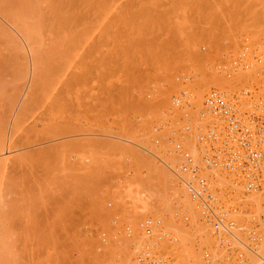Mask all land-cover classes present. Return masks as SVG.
<instances>
[{"label": "rangeland", "instance_id": "obj_1", "mask_svg": "<svg viewBox=\"0 0 264 264\" xmlns=\"http://www.w3.org/2000/svg\"><path fill=\"white\" fill-rule=\"evenodd\" d=\"M103 1L105 5L100 4L101 0H0V140L5 142L2 141V145H6V149L10 144L13 146L10 152L3 147L0 154V161L10 160L7 165L0 162V264H121L116 248L127 240L133 255L130 261L136 264L134 257L138 243L133 245L132 237L139 232L138 227L143 226L142 237L156 233L153 227L150 235L147 234L143 225L145 219H156L160 223L176 214L177 223L187 226L189 234H195L196 227L209 225L202 219V213L200 219L194 217L196 208L201 210L198 202H194L195 198L191 196L195 210L185 201L183 203L182 198L173 200L177 198L168 193H173L171 187L174 186L164 180L161 182V179L166 186L159 185V181L158 186L160 190L166 188V197L171 199L151 202L149 210L142 216L137 214L132 219L134 222H129L128 214L124 218L126 207L123 205L129 203L120 206L118 202L123 197L124 186L132 185L136 191L133 184L138 178L144 183V190L152 183L153 189L158 188L159 176L154 175L157 168L166 175L173 174H170L172 178L159 174L165 180L178 179L177 173L184 172L179 170L181 164L172 168L174 163L162 160L169 157L168 150L173 149L169 153L174 156L180 155L177 160L184 161L183 164L191 163L184 157L182 159L181 149L174 150L179 148L177 144L174 147L177 138L164 137L167 132L183 131L179 127L182 123L178 114L183 117L184 111L193 103L191 99H195L196 88L191 84L234 72L232 67L238 66L233 60L245 50L250 59L257 53L262 55L261 62L252 64L254 67L264 66V41L256 42L248 34L264 32V0ZM253 18L258 25L245 27ZM73 31L81 35L69 43L64 38L69 33L73 35ZM227 34H236L235 41H229ZM33 67L39 74H34ZM242 69L238 67L237 70ZM262 71L255 75L258 85L255 81L250 83L253 87L249 82L237 86L239 92L242 88L250 91L247 94L243 91L245 95H240L242 101L264 93V68ZM166 79L173 81L174 85L169 87ZM164 88L169 97L162 102L164 106L157 107L156 100ZM205 92L207 94V89ZM145 102L148 105L145 107L149 108L143 107ZM201 104L198 114L206 106L203 100ZM26 105H29L27 110L24 109L26 116L19 124V113ZM55 105L59 107L56 110L53 109ZM51 108L52 113L48 112ZM167 108L172 111H165ZM54 115L58 117L57 121L75 128L74 133L70 130L68 136L53 137L52 129L57 122ZM41 124L50 125V128L47 126L48 135L42 132L46 128L43 130ZM147 126L150 128H145ZM177 126L178 130H173ZM126 137L133 138V142ZM198 141L201 146L199 137ZM155 150L168 155L161 157L159 153L161 159L157 158ZM136 153L143 155L142 162L146 158L151 160L147 164H153L142 163ZM147 179L152 182L147 183ZM185 191L189 192L187 188ZM231 191H225L227 200H222V207H229L228 215L233 214L230 212L232 206L236 211L241 208L247 217H251L252 212L239 206L234 198L235 191ZM251 221L254 228L259 227L257 220ZM171 235L157 238H161L159 242L174 245L176 251L181 250L175 236ZM126 236L127 239L121 238ZM242 237L247 238L244 241L249 239L247 235ZM151 238L153 240V236L147 239ZM141 240L145 242L138 247L153 249V242L149 244L148 240ZM236 241L234 243L242 242ZM257 241L258 238L255 243L248 242L257 245ZM195 242L200 243L198 239ZM248 242H245L247 247ZM252 244H249L250 248ZM112 245L113 248L109 249ZM114 248L116 252L111 254ZM171 250L165 251L171 254ZM244 251L242 248L247 263L248 254ZM155 254L160 256L161 253ZM226 255L222 254L226 264L236 263ZM161 257L165 259L167 255ZM173 257L167 262L175 264L177 254ZM201 258L205 261L204 257Z\"/></svg>", "mask_w": 264, "mask_h": 264}, {"label": "bare ground", "instance_id": "obj_2", "mask_svg": "<svg viewBox=\"0 0 264 264\" xmlns=\"http://www.w3.org/2000/svg\"><path fill=\"white\" fill-rule=\"evenodd\" d=\"M100 4H102V5H105V3H104V1L103 0H101V3ZM153 8V7H152ZM55 9V8H54ZM56 11V10H55ZM264 12V11H263ZM77 14V13H76ZM254 15V14H253ZM255 16V15H254ZM146 17V16H145ZM80 19V18H79ZM72 22V21H71ZM243 22V21H242ZM241 22V24H243ZM252 23H249V24H247L246 22H244V23H246V26L245 27H256L257 25H258V23H255L254 22V18L252 19V21H251ZM59 24H60V22H59ZM213 24V23H212ZM141 25V24H140ZM238 25V24H237ZM243 25H245V24H243ZM154 27V26H153ZM60 28V27H59ZM71 28V27H70ZM74 28V27H73ZM62 29V28H61ZM75 29V28H74ZM73 29V30H74ZM68 30V29H67ZM58 31V30H57ZM56 31V32H57ZM78 31V30H77ZM140 31V30H139ZM66 32V31H65ZM72 32V31H71ZM80 32H81V30H80ZM83 33H84V31H83ZM68 34V33H67ZM73 35H71L70 33L68 34V36H66L65 37V35H64V39L66 40V41H69V43L70 42H73V41H75L76 39H77V37L78 36H80L81 35V33L79 34V33H77V32H74L73 31V33H72ZM248 34H251V36H253L254 37V39L255 40H257L256 42H258V41H264V32H250V33H248ZM83 35V34H82ZM134 35V34H133ZM216 35V34H215ZM230 35V36H229ZM227 34V36L229 37L228 38V40L229 41H235V39H236V34ZM28 36V35H27ZM84 36V35H83ZM87 37V39H88V36H86ZM227 38V37H226ZM25 39H26V37H25ZM64 39H62V40H64ZM81 39V38H80ZM83 39V38H82ZM64 40V41H65ZM28 41H30V40H28ZM60 42V41H59ZM75 43V42H74ZM84 43V42H83ZM72 47H75V46H72ZM248 50V49H247ZM30 51H31V48H30ZM73 52V51H72ZM192 52H194V51H192ZM248 52H250V54H252V52L249 50ZM189 53V52H188ZM212 53H214V52H212ZM262 53V52H261ZM33 54V53H32ZM198 54V53H197ZM215 54V53H214ZM249 54V56L251 57V55ZM255 54V53H254ZM263 54V53H262ZM202 55V54H201ZM200 55V56H201ZM256 55V57H253L252 59H250V58H248L247 57V52H246V50L244 51V54L242 55V59H244V61H242L243 62V65H241V64H239V63H237V62H235L236 63V66H238V67H240V69H242V67H243V69H245V68H247V70L245 69V70H237L238 69V67L236 68V67H232V70H234V72H232V71H229V72H227L226 70L227 69H225L224 68V71L225 72H227V74H225V73H223L224 75L223 76H216V75H214V76H211V77H207V78H203V80H202V82H201V79H200V83H198V81H197V83L198 84H195V82L193 83V84H191V87L193 88V86H194V88H196V89H194V92L196 91V93H195V99L193 100V99H191V103H192V101H193V103L192 104H189V108L186 110V111H184V115H183V117L182 116H180V114H178V118H179V120H180V123H182V126H180L179 125V127L181 128V129H183V131H171L170 133H164L165 135H164V137L166 138V137H169V135H171V137H174V138H177V139H179L180 137H182V138H180L177 142H176V140H175V145H174V147H176V144L178 145V147L179 148H174V150H177V149H181L183 152H186V153H188V155H189V157H190V160L191 161H188V160H185V161H188V162H191L190 164H187V162L185 163V164H183V162L184 161H178L179 160V158H177V157H179V156H174L173 154H170L169 152L171 151V150H173V149H171V150H168L169 152H168V154H163V153H160V151H153L154 152V155H156V157L157 156H159V153L160 154H162V155H160L161 157H166V155H168L169 157H166L165 159L164 158H162V160L164 161V162H166L165 160H167V162H169V161H171L172 163H174V165H172V168H174L173 166H176L177 164H181V166L179 167V170H184V172H180V173H177V174H179V177H176V178H178V179H172V180H165L164 178L165 177H170V178H172L171 177V175H173L172 173H169V175L167 176L166 174H164V173H162L160 170H158L159 168H157V171L154 173V175H156V176H159L157 179V181H156V184H157V187L158 188H156V189H158V190H156V189H153V184L154 183H152V184H150L147 188H146V190H144V186H143V184H142V182H140L139 181V178H138V181H136L135 183L136 184H133V187L136 189V191L135 190H133L132 189V185H126V187L124 186L123 187V189H122V195H123V197L122 198H120L119 199V204H120V206H122V204L124 203V204H128L129 203V205L128 206H126V205H123L124 206V208H125V210H124V218L125 217H127L126 215L128 214V217H130V221L129 222H134L135 220H132L135 216H137V214L138 215H144L145 214V212L146 211H148L149 210V208H150V206H151V202H157V200L156 199H158V200H163V201H166V200H168L167 198H170L171 199V197L170 196H173V197H176L177 199H175V198H172L173 200H178L179 198H182V200L181 201H183V203H184V201H185V203L188 205V207H192V209H194L195 210V205L193 204V201H192V198H191V196L192 195H190L191 193L190 192H187V191H185L186 190V183L187 182H191V183H193L192 185H195L196 186V184L198 183V181L197 180H195V179H193V177L191 176V169L194 167V166H196L197 167V173H198V175H199V177L201 178V179H203V180H208V182L206 181V185L207 186H209V188L211 189V191H212V193H213V196H214V198H216V200L217 201H219L221 204H222V200H223V198H224V200H227L226 198H225V196H224V194H226V192L225 191H227V190H232V191H235L234 192V198L237 200V203L239 204V206H242V208L243 209H245V210H249L250 212H252L253 213V215H252V213H251V217H247L245 214H244V210L243 211H241V208H239V211L237 210H234V208H232V206H231V208H230V212L232 211V215H228V209H229V207H223L224 208V212L226 213V215H227V218H226V222H225V220H224V225L223 226H218V228L217 229H214L213 230V228L212 229H209L210 227V225H205V227H202V226H200V227H196V233L195 234H189V228L186 226L185 227V225H182L181 223H177V222H179L178 221V219L176 218V216H178V215H176V214H173L174 216L172 217V216H169V218H170V220H163L162 222H160V223H158V224H156V226L154 225V228H152V229H154L155 231H156V235H160L161 233L162 234H165L164 236L165 237H167V236H169V235H171V234H173L174 236H175V240H176V242L177 243H179L180 245H179V249H181V250H177L176 251V249L174 248V245L173 246H170V245H168V244H166L165 242H159V239H161V238H157L156 236H154L155 234H153L152 236H153V240H152V238L150 239V240H148L147 238H150V237H152V236H150V237H146V236H144V237H142L141 236V233H142V231L141 230H143V226L142 227H138V229H139V232L137 233V234H135L133 237H132V239H134L131 243L133 244V245H137V243H138V246H142V243H144L145 241H142L141 239H143V240H148L149 241V244L150 243H152L153 244V249H151V248H149L151 251H153L154 253L156 252L157 254H159V253H161L160 254V256H158V257H160L161 259H163L162 257H161V255H167V257H165L166 259H168L169 260V258H171V257H173V255H176L177 254V257H178V260L175 262V264H226L225 262H227V261H224V259H223V257H222V254L224 253L225 255H226V250L224 249L223 251H222V249H223V247L220 245V240L221 239H224V238H228L229 239V237L228 236H225V234L223 233L222 234V232H224L223 231V229H225V228H223L224 226H226L227 228H229V229H233L232 230V232H233V241H231V242H237L236 240H239V241H242L244 244H246L250 239H248L247 241H244L245 239H247V238H245V237H242L243 235H247V230H253L254 231V233H255V229H257V228H259V229H257L256 230V232H257V238L259 239V241H257L258 243H257V245L256 244H252V243H249L250 245L252 244V246H251V248H250V250H251V252H250V250H248L247 249V246H241L242 248H243V250H245L244 252L245 253H247L248 255H247V258L248 259H246L247 261V263H248V260H249V263L248 264H264V183L261 185V187L260 188H257V189H247L246 188V183L244 182V179H243V177L240 175V173L238 172V170L237 169H228V168H224L222 165H221V163H216V164H211V163H209V162H206V160H207V157L211 154V152H210V147H209V142H212V141H207V140H202L201 141V146H199L200 144L198 143L199 141H198V137L200 136H198V134H200V133H208V128L210 129V130H212V129H214L217 133H221L223 130H224V125L221 123V121H220V118L215 114V113H213L207 106H205V108L203 107V108H201V109H203L199 114H198V112H197V110H198V107L200 106L201 107V102H202V100L204 101V99H205V97L202 99V97H203V95H204V93L206 94V92H205V89H207V92L210 90H208V88L210 87V86H212V87H218V88H221V89H225V90H227V91H230V92H232L231 94H233L235 91H238V87L237 86H239L240 84H244V83H247V82H249V84L251 83V84H253L256 80H255V75H257V73H259V71L260 72H262L263 73V68H264V66H262L261 68H260V70H258L259 68H258V65L257 66H253L252 64L253 63H255V62H261V57H262V55H260V54H255ZM191 56H192V54H191ZM239 56V55H238ZM47 57V56H46ZM71 57V56H70ZM33 58V57H32ZM31 58V59H32ZM237 58V57H236ZM66 59V58H65ZM199 59V58H198ZM194 60V59H193ZM248 60V61H247ZM63 61V60H62ZM254 61V62H253ZM32 62L35 64L36 63V60L33 58V60H32ZM31 62V63H32ZM234 64V63H233ZM263 65V64H262ZM32 66H35L36 67V65H32ZM234 66V65H233ZM250 66H252V68H248V67H250ZM35 67H33V69H34V74H39L38 72L39 71H37V72H35V70H36V68ZM230 67V66H229ZM228 67V68H229ZM76 68V67H75ZM234 68V69H233ZM258 68V69H257ZM231 69V68H230ZM250 69V70H249ZM90 70V69H89ZM221 70V69H220ZM236 70V71H235ZM170 71V70H169ZM238 71V72H237ZM230 72H232V73H230ZM259 74H261V73H259ZM206 76V75H205ZM208 76V75H207ZM52 78V77H51ZM254 78V79H253ZM263 78V77H262ZM167 80V79H166ZM170 80H171V78H170ZM258 81V80H257ZM257 81H256V84H257ZM39 83H40V81H39ZM167 83H168V86L170 87V85H174L173 84V81L171 82V81H169V79L167 80ZM192 83V82H191ZM35 87L37 88L38 87V83H36V81H35ZM41 84H43V83H41ZM251 84H250V86H251ZM109 85V84H108ZM245 85V84H244ZM258 85V84H257ZM257 85H255L256 87H257ZM41 87V86H40ZM160 87V86H159ZM198 87H200V91H199V88ZM237 87V88H236ZM251 87H253V86H251ZM161 88H163V87H161ZM246 88V87H245ZM241 89V88H240ZM244 89V88H243ZM256 89V88H255ZM36 90V89H35ZM66 90V89H65ZM193 90V89H192ZM245 90V89H244ZM246 91V90H245ZM229 92V93H230ZM239 92V91H238ZM250 92V91H249ZM253 92V91H252ZM251 92V93H252ZM263 92V91H262ZM36 93H38V90L36 91ZM161 94H160V97L159 98H157V100H156V102L158 103V106L157 107H161V105L163 104L162 102H164V101H167V97H169V96H167V94H169V92H168V90L166 89V88H164V89H162V92H160ZM254 93H256V92H254ZM159 94V93H158ZM245 94H247V93H245ZM244 93H243V95H245ZM259 96H258V95ZM256 94V96H252L253 98H262L263 99V101H264V93L263 94H259V93H257ZM242 95V94H241ZM250 95H252V94H250ZM254 95V94H253ZM38 96V95H37ZM52 96H54V95H52ZM51 96V97H52ZM190 96V95H189ZM205 96V95H204ZM192 97V96H191ZM55 99L57 98V97H54ZM243 98H244V96H243ZM247 98V97H246ZM52 99V98H51ZM169 99V98H168ZM242 99V98H241ZM52 100H54V99H52ZM159 100V101H158ZM55 101V100H54ZM242 101V100H241ZM248 100L247 99H243V101H242V103H245V102H247ZM56 102L58 103L59 102V99H57L56 100ZM36 103V102H35ZM188 103V102H187ZM54 104H55V102H54ZM142 104H144V108L146 109V108H149V107H145V105H147L146 104V102L145 103H142ZM148 104H150V103H148ZM180 104V103H179ZM178 104V105H179ZM183 105V104H182ZM29 106V105H28ZM28 106L26 105L24 108H23V111L22 112H20L19 113V116H18V123L19 124H21L22 123V121L24 120V118H25V116H26V113H25V110H27V108H28ZM53 106V105H52ZM148 106V105H147ZM155 106V107H156ZM162 106H164V105H162ZM54 107V106H53ZM56 107L57 108H59L58 107V105L56 106L55 105V108H53V109H55L56 110ZM185 108H186V106H184ZM25 109V110H24ZM157 109V108H156ZM169 108H167V109H164L165 111L166 110H168ZM174 109H176V108H174ZM55 110H54V112H55ZM148 110V112L150 113V114H152L151 112H150V110L149 109H147ZM147 110H144V112L146 113V111ZM152 110H155V109H152ZM151 110V111H152ZM170 110V109H169ZM170 111H172V109L170 110ZM178 111V110H177ZM48 112H53V110H52V108H51V111H49L48 110ZM179 112V111H178ZM182 112V111H181ZM143 113V112H142ZM149 113H146V114H149ZM164 113V112H163ZM174 114L176 113V112H173ZM47 114V113H46ZM50 113H48V115H49ZM58 114H59V112H58ZM146 114L144 115V116H146ZM158 114V113H157ZM177 114V113H176ZM44 115V114H43ZM53 115V114H52ZM182 115V114H181ZM55 117H56V115H54ZM169 116V115H168ZM151 117H154V116H151ZM167 117V116H166ZM181 117V118H180ZM198 117H199V119H198ZM43 118V117H42ZM58 117H56V118H53V119H55L56 121L58 120L57 119ZM156 118V117H155ZM171 118H172V116H171ZM201 118V119H200ZM50 120H53V119H51V118H49ZM175 119V118H174ZM50 120H49V122H50ZM54 120V121H55ZM61 120V119H60ZM152 120V119H151ZM164 120H165V118H164ZM168 120V119H167ZM173 120V119H172ZM171 120V121H172ZM175 120H178V119H175ZM178 120V121H179ZM182 120H183V122H182ZM46 121H47V119H46ZM149 121H150V119H149ZM156 121V120H155ZM170 121V122H171ZM152 122V121H151ZM209 122V124L207 125V123ZM53 123V122H52ZM51 124V123H50ZM54 126H53V129H52V134H53V137H60L61 135V137H63V135L65 136L66 134V136H68V133H70V130L73 132V131H75L74 129H73V127H68V126H66V124H63L62 122H59V121H57L56 123L54 122ZM121 124V123H120ZM173 124V123H172ZM47 125V124H46ZM75 125V124H74ZM144 125H146V124H144ZM48 126V128H50V125H47ZM47 126H45V124H44V126L41 124V128L44 130V127L46 128L44 131H42V132H46L47 133ZM72 126V125H71ZM76 126V125H75ZM153 126V125H152ZM178 126H177V128L175 127L173 130H178V128H179ZM52 128V127H51ZM72 128V129H71ZM145 128H148V126L147 127H145ZM150 128V127H149ZM148 128V129H149ZM35 129V128H34ZM33 129V130H34ZM38 130V129H37ZM135 130V129H134ZM39 131V130H38ZM129 131V130H128ZM143 131V130H142ZM149 131V130H148ZM167 131H170V130H167ZM200 131H202V132H200ZM37 132V131H36ZM42 132H39V133H42ZM135 132H137V131H135ZM200 132V133H199ZM51 133V132H50ZM74 133V132H73ZM156 133V132H155ZM163 133H161V135L163 134ZM31 134V133H30ZM137 134V133H136ZM141 134V133H140ZM28 135H29V133H28ZM38 135V134H37ZM47 135H48V133H47ZM50 135V134H49ZM147 135H149V136H152L153 134H147ZM146 135V136H147ZM39 136H40V134H39ZM120 136V135H119ZM123 136V135H122ZM130 136V135H129ZM138 136V135H137ZM137 136H132V137H137ZM26 137L28 138V136L26 135ZM41 137H43V136H41ZM45 137V136H44ZM50 137H51V135H50ZM30 138H31V135L29 136V140H30ZM33 138V137H32ZM48 138V137H47ZM121 138V137H120ZM124 138V137H123ZM139 139H140V137H138ZM148 138V137H147ZM49 139V138H48ZM55 139V138H54ZM126 139H129L130 141H131V139H133V138H127L126 137ZM125 139V140H126ZM170 139V138H169ZM172 139V138H171ZM170 139V140H171ZM124 140V139H123ZM134 140V139H133ZM133 140L131 141V142H133ZM141 140H142V138H141ZM2 141L3 140H0V154H2V151H4V149H3V147H4V145H2ZM11 141V140H10ZM103 141V140H102ZM147 141V140H146ZM137 141H136V139H135V141H134V143H136ZM167 142V141H166ZM178 142H180V143H178ZM3 143L5 144V142L3 141ZM214 143V142H213ZM26 144V143H25ZM141 143H139V145H140ZM11 145V144H10ZM8 146L7 147V149L5 148L6 147V145H5V149H6V152H10V148H12L13 146L11 145V146ZM107 145V144H106ZM180 145V146H179ZM112 146V145H111ZM130 146V145H129ZM164 146H167V145H164ZM104 147V146H103ZM118 147V146H117ZM127 147V146H126ZM202 147V148H201ZM54 148V147H53ZM153 148H155V147H153ZM157 148V147H156ZM155 148V149H156ZM161 148H163V146H161ZM111 149V148H110ZM158 149V148H157ZM170 149V148H169ZM131 150V149H130ZM166 150V149H165ZM165 150H163V152L165 153ZM181 150L180 151H178V152H181ZM116 151V150H115ZM138 151H140V150H138ZM167 151V150H166ZM41 152V151H40ZM43 152V151H42ZM152 152V153H153ZM176 152V151H175ZM174 152V153H175ZM167 153V152H166ZM204 153V154H203ZM3 154H4V152H3ZM46 154V153H45ZM44 153H43V155H45ZM48 154V153H47ZM136 154H138V153H136ZM142 154H144V153H142ZM177 154V153H176ZM19 155H20V153H19ZM42 155V154H41ZM50 155V154H49ZM131 155H132V153H131ZM138 155H140V154H138ZM138 155H137V157H138ZM170 155H173L174 157H172V158H170ZM159 156V157H160ZM181 156H182V159H183V157H184V155H183V153L181 154ZM21 157H22V155H21ZM23 157H24V155H23ZM155 157V158H156ZM161 157H160V159H161ZM176 157V158H175ZM27 158V157H26ZM135 158V157H134ZM143 159V155H140L139 156V160L142 162V159ZM158 158V157H157ZM185 158V157H184ZM178 159V160H177ZM21 160H22V158H21ZM153 160H155V159H153ZM9 158L7 159H4V161H0L1 162V164H5V165H7V164H9ZM149 161H151V160H149ZM148 160H146V158L144 159V161L143 162H145L146 163V165H148V166H150V164L152 163V162H150V164H147L148 162H149ZM177 161V162H176ZM142 162V163H143ZM162 162V161H161ZM179 162V163H178ZM163 163V162H162ZM176 163V164H175ZM208 163V164H207ZM3 164V165H4ZM153 164V163H152ZM166 165H169L168 163H166ZM148 166H146V168L148 167ZM157 166V165H156ZM156 166H155V168H156ZM5 167V166H4ZM144 167V166H143ZM153 167V166H152ZM152 167H150V169L152 168ZM157 167H159V166H157ZM178 168V167H177ZM181 168V169H180ZM183 168V169H182ZM144 169V168H143ZM142 170V169H141ZM172 171V170H171ZM174 171V170H173ZM151 172V170L149 171V173ZM170 172V171H169ZM177 172V171H176ZM148 173V172H147ZM148 173V174H149ZM164 174L165 175V177H161V175L162 174ZM182 173V174H181ZM159 174H161V175H159ZM171 174V175H170ZM176 174V173H175ZM176 174V175H177ZM153 176V175H152ZM178 176V175H177ZM150 177V176H149ZM154 177V176H153ZM153 177H152V179H153ZM150 179H151V177H150ZM160 179H161V182H163V180H164V182H169L168 184H171L172 186H174V187H171V189L173 190V193H171V192H169L168 193V195H170L169 197H166V195L167 194H165L166 192H165V189L163 190H160V188H159V186H158V181L160 182ZM51 181V180H50ZM171 181V182H170ZM197 181V182H196ZM149 182V179H147V183ZM150 182H152V181H150ZM149 182V183H150ZM160 182V184L159 185H164V184H162ZM163 182V183H164ZM196 183V184H195ZM7 184V183H6ZM146 185V184H145ZM164 186H166V185H164ZM169 186L167 185V188H168ZM212 187V188H211ZM155 188V187H154ZM198 188V187H197ZM249 190V191H248ZM167 191H168V189H167ZM213 191H215V192H213ZM231 191V192H232ZM230 192V193H231ZM173 194V195H171V194ZM189 193V194H188ZM165 194V197H163V195ZM176 194V195H175ZM216 194V195H215ZM175 195V196H174ZM178 195H179V197H178ZM190 195V196H189ZM233 195V194H232ZM180 196H184V197H180ZM224 196V197H223ZM163 198V199H162ZM186 199V200H183V199ZM233 198V197H232ZM234 199V200H235ZM228 200H229V198H228ZM235 200V201H236ZM240 200V201H239ZM179 201H180V199H179ZM234 201V202H235ZM178 202V201H177ZM188 202V203H187ZM194 202H196V200L194 201ZM179 203V202H178ZM229 203H231L230 202V200H229ZM226 204H228L227 202H226ZM226 204H224L223 206H225ZM237 204V205H238ZM231 205V204H230ZM236 205V204H235ZM221 207H222V205H220ZM227 206V205H226ZM233 206H234V204H233ZM127 209V210H126ZM227 209V210H226ZM119 211V210H118ZM230 212H229V214H230ZM176 213V212H175ZM236 213V214H235ZM192 214V213H191ZM191 214H189V215H191ZM200 215H201V212H200V210H197V208H196V210H195V214H194V217H196V218H199L200 219ZM247 218H246V217ZM254 216V217H253ZM253 217V218H252ZM250 218H252L251 220H254V222L256 221L257 223H258V226L259 227H257V224H256V227L257 228H254V226L253 225H251L253 222L251 221V220H249ZM255 218H258V219H256L255 220ZM152 221H154V220H156V219H152V218H150ZM202 219H203V217H202ZM157 221V220H156ZM185 221H187V220H185ZM249 221H251L252 223H250ZM163 222H164V224H163ZM110 228V227H109ZM111 229V228H110ZM152 229H151V231H152ZM112 230H114V228L112 229ZM112 230H108L109 232L110 231H112ZM213 230V231H212ZM221 230H222V232H221ZM154 231V232H155ZM113 232V231H112ZM116 232V229H115V231L113 232V233H115ZM198 232V233H197ZM218 233V235H216V234H213V235H216V236H219L220 237V239L218 238L217 239V237L215 238L213 235H212V233ZM112 233V234H113ZM151 233V232H150ZM150 233H147V234H149L150 235ZM221 233V234H220ZM111 234V235H112ZM110 235V234H109ZM255 235V234H254ZM125 236V235H124ZM172 236V235H171ZM161 237V236H160ZM116 238H118V237H116ZM121 238H125V239H127V236L126 237H121ZM144 238H146V239H144ZM244 238V239H243ZM257 238H255V236H254V239H256L257 240ZM131 239V240H132ZM155 239V240H154ZM196 239H198L199 241H200V243H194V241ZM124 240V239H123ZM130 240V239H129ZM170 240V239H169ZM194 240V241H193ZM256 240H254V243H255V241ZM151 241V242H150ZM171 241V240H170ZM173 241V240H172ZM110 242H111V240H110ZM194 244H193V243ZM241 242V243H242ZM246 242V243H245ZM251 242V241H250ZM108 243V242H107ZM127 243V244H126ZM130 243V242H129ZM128 243V240L127 241H123L120 245V247L118 248H116V250H117V252H119V254H118V256L120 257V262H121V264H133V262H131L130 260H131V257L133 256H131V250L130 249H128V248H130V245L131 244H129ZM232 243V244H233ZM240 242H239V244H241ZM109 244V243H108ZM111 244V243H110ZM117 244V243H116ZM147 244V243H146ZM249 244H248V246H249ZM114 245H115V243H114ZM114 245H112V247H110V246H107V248L108 247H110L109 249H111V248H113V246ZM127 245H129V246H127ZM235 245H237V244H235ZM247 245V244H246ZM116 246V245H115ZM117 246H119V245H117ZM138 246H136L135 247V250L137 249V247ZM146 246H148V245H146ZM220 246H221V248H220ZM253 246H255L254 248H253ZM151 247V246H150ZM193 247L195 248V249H193ZM240 247V249L242 250V248ZM246 247V248H245ZM107 248H106V252H107ZM138 248H142V247H138ZM169 248H171L172 250L170 251V253L171 254H169V252H166L165 250H167V249H169ZM120 249V250H119ZM247 249V250H246ZM114 250H115V248H114ZM116 250L115 251H113L111 254H114V252H116ZM204 250L205 251H207L209 254H210V257H209V260H207L208 262H206V260L204 261V260H202V258L201 257H203V256H201V255H203L202 254V251L204 252ZM112 251V250H111ZM249 251V252H248ZM109 252V251H108ZM177 252H179V253H177ZM251 254V255H250ZM243 255V254H242ZM111 256V255H110ZM224 256V255H223ZM227 256V255H226ZM109 257V256H108ZM225 257V256H224ZM244 257H245V255H244ZM116 258H118V257H116ZM173 258H176V256H174ZM227 258V257H226ZM225 258V259H226ZM115 260V259H114ZM132 261H133V259H132ZM173 262H174V260H172ZM232 261V260H231ZM234 261V260H233ZM232 261V262H233ZM169 262V261H168ZM232 262H229V263H232ZM245 262V261H244ZM247 263H245V264H247ZM171 264V263H170ZM238 264V263H237Z\"/></svg>", "mask_w": 264, "mask_h": 264}, {"label": "built area", "instance_id": "obj_3", "mask_svg": "<svg viewBox=\"0 0 264 264\" xmlns=\"http://www.w3.org/2000/svg\"><path fill=\"white\" fill-rule=\"evenodd\" d=\"M242 55L233 62L243 65ZM243 91L242 88L240 92L235 91L231 94L232 92L225 89L213 87L207 92L204 103L220 118L224 130L217 133L214 129L208 128V133H201L199 139L200 141H212L209 142L211 154L207 157L206 162L221 163L224 168L237 169L246 183V188L257 189L264 183V101L262 98L252 97L242 103L240 95L244 93ZM245 93H249V91L246 90ZM183 155L186 160L191 161L188 153L183 152ZM197 172V167L194 166L191 169V176L198 181V186L192 185L193 183L189 181L186 183V187L193 199L195 198L198 202L203 220L213 229H217L218 226L225 224L224 220L226 222L227 215L224 208L220 206L222 204L214 198L211 189ZM158 223V220L145 219L143 224L145 231L150 233L154 225ZM223 228L225 229L222 233L229 237V239L220 240V245L226 249V257L229 260L234 259L235 264H245L243 252L240 249V245L244 246L245 244L231 242L233 241L232 230L226 226ZM254 234L253 230H247V236L251 242L254 241ZM162 235L165 234L161 233L157 237ZM251 235L252 237H250ZM247 248L250 249V246ZM203 257L208 262L210 254L204 251ZM134 260L136 264H170L166 258L161 259L147 247L135 250Z\"/></svg>", "mask_w": 264, "mask_h": 264}]
</instances>
